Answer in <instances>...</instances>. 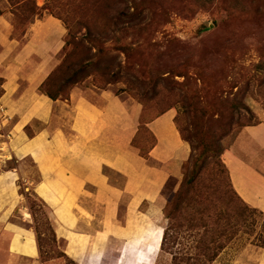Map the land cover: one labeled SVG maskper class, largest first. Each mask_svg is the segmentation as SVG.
Returning a JSON list of instances; mask_svg holds the SVG:
<instances>
[{"label": "crops", "instance_id": "0c3cea01", "mask_svg": "<svg viewBox=\"0 0 264 264\" xmlns=\"http://www.w3.org/2000/svg\"><path fill=\"white\" fill-rule=\"evenodd\" d=\"M65 36L61 22L47 16L31 24L20 38L9 15H0L4 264H15V258L41 264L21 183L50 210L62 253L75 263L106 264L114 253V264H127L124 257L137 262L140 253L151 259L154 251H146L145 244L133 253L126 251L141 244V229L161 227L167 185L174 182V192L178 190L190 147L175 125L173 109L143 128V107L111 92H100L96 103L75 90L68 100L52 101L42 94L40 87L61 61ZM142 129L153 138L146 157L133 146ZM222 160L237 196L264 215V120L243 128ZM27 163L36 178L26 170ZM143 237L153 244V237ZM249 252L241 264H264V249L254 247Z\"/></svg>", "mask_w": 264, "mask_h": 264}, {"label": "rangeland", "instance_id": "374dc122", "mask_svg": "<svg viewBox=\"0 0 264 264\" xmlns=\"http://www.w3.org/2000/svg\"><path fill=\"white\" fill-rule=\"evenodd\" d=\"M35 1L39 8L46 4V0ZM67 1L73 4L72 8H75L83 1L90 2L92 0ZM113 1L122 3L120 7L125 9L126 13L139 15L147 22L153 18L162 23L158 29H152L151 32L144 35L145 42H139L142 50L134 53L130 58V69L126 73V79L105 89L122 100L139 103L144 109L142 122H147L173 109L176 112L178 130L184 137L193 140L195 137H200L199 134L203 126L214 129L215 124L210 120V117L215 118L218 113L230 114L227 108L221 107L219 100L222 98L241 102V105L252 113L254 117L252 124L263 122L264 10L247 17L236 14L230 21L222 22L224 13L221 10L228 6V0H216L212 6L201 5L207 0ZM257 1L264 2V0ZM133 5L136 11L132 8ZM10 10L8 0H0V15H9L13 29L20 38L24 34L23 32L29 28L28 26L48 16L44 12L41 18L35 17L30 21V25L24 26L25 24L13 23L14 16ZM76 14H80L79 11L73 13V15ZM221 14L222 16H220ZM115 55L113 54V56ZM59 58L62 59V54ZM119 62L123 63V57H120ZM243 67L246 68L242 73L240 68ZM90 81L91 78L87 79L73 90L83 94L90 102L96 103L98 94L103 90L93 86ZM240 113L238 115H242L243 118L249 117L245 110L241 109ZM238 115L236 114V117ZM237 134L238 132L235 130L224 140V146L227 149L230 148ZM151 144V136L142 129L133 146L143 155L151 147ZM26 167L30 176L35 175L36 178L31 164L27 163ZM211 179H214L211 174L200 178L197 196L204 198L207 190H210L211 211L206 208L205 211L210 215L221 214L220 218L229 225L228 227L232 228L231 244L221 254L218 264H241L243 258L246 261L249 258V251L256 247L255 240L257 241L258 237L263 235L264 218L255 215L250 219L256 225L254 231L249 224L244 225L241 230L238 224L243 208L229 188L227 175L223 170L219 171L217 177L219 189H213L214 186L210 183ZM22 186L21 183L24 206L32 218L30 228L34 230L35 227L40 233L41 264H71L60 257L63 244L57 240L54 241L51 224H49V222L51 223L50 212L41 205L32 192L23 189ZM176 188L174 182L167 185L165 191V197L168 198L167 203L178 191L174 192ZM191 197L192 195L189 199ZM191 201L194 203L195 200L191 198ZM188 203L189 200H186L182 205V211L175 215L182 223L192 220L195 211L199 210V207L188 206ZM169 210L170 206L165 211L163 209V220L160 225L162 228L149 226L146 229H141L142 232L138 234L142 238L141 244L137 247H129L126 251L133 253L137 249H142L145 244L146 251H154L155 257L149 259L148 256H144L146 253H140L141 259L137 260L142 263L125 257L124 262L127 264L133 262L135 264H170L173 258L172 251L167 250L165 253L159 254L164 230L169 225L167 219ZM143 234L153 237V244L147 243ZM116 257L117 254L114 253L113 259L108 258L105 261L106 264H114ZM0 258L2 260L0 264H4L7 257L2 250ZM14 262L15 264H31V262L19 258H15ZM250 262L248 261L247 264H252Z\"/></svg>", "mask_w": 264, "mask_h": 264}, {"label": "trees", "instance_id": "16d2710c", "mask_svg": "<svg viewBox=\"0 0 264 264\" xmlns=\"http://www.w3.org/2000/svg\"><path fill=\"white\" fill-rule=\"evenodd\" d=\"M215 1L207 0L201 5L212 6ZM254 1L228 0V6L221 10L224 13L221 21H230L236 14L247 17L264 10V2ZM8 3L11 7L10 12L14 16L13 23L30 25L32 19L35 17L39 19L46 12L48 16L60 21L66 30L61 53L62 59L40 87L41 93L52 101L68 100L71 91L89 78L93 86L103 91L119 83L120 80L126 79V73L130 69V58L134 53L142 50L139 42H145L144 35L162 26L160 21L153 18L147 22L139 15L126 13L125 9L120 7L122 3L113 0L83 1L75 8H72L73 4L67 0H46V4L41 8L37 7L35 0H8ZM132 8L136 11L134 5ZM75 11H79L80 14L73 15ZM14 32L16 35L15 29ZM113 54L116 55L113 56ZM120 57H123V63L119 62ZM245 68H240L242 73ZM233 89H235L234 86ZM219 103L222 108H227L230 114L218 113L215 118L210 117L215 124L214 129L203 126L200 137H195L193 140L184 137L178 130L183 141L189 145L191 153L183 166V178L179 189L164 207L165 211L170 206L167 214L169 225L164 230L159 254L167 250L172 251L173 258L170 264H218L221 254L231 244L232 228L220 218L221 214L210 215L205 211V208L211 211L210 190H207L204 198L197 196L200 178L205 175H213L214 179L210 182L214 186L213 189H219L217 186L219 171L223 170L227 175L229 188L243 208L238 224L241 230L244 225L249 224L254 231L256 225L250 219L255 215L264 218L262 213L248 207L237 196L231 186L228 170L222 162V156L228 150L224 146V140L235 130L239 133L243 128L257 124L251 123L254 117L249 109L241 105V102L222 98ZM241 109L248 112V118L238 115L241 114ZM145 123L141 120L143 128ZM143 156L146 157V154ZM28 191L32 192L41 205L50 212L45 203L32 190ZM190 195L196 203L195 201L193 203L191 198L189 199ZM186 200H189L188 206L199 207V210L195 211L192 220L182 223L175 215L182 211V205ZM50 227L54 241H56L52 224ZM262 230L263 235L258 237L257 241L255 240V246L260 249H264V225H262ZM34 231L42 258L40 233L35 227ZM60 257L71 264H77L63 253Z\"/></svg>", "mask_w": 264, "mask_h": 264}, {"label": "bare ground", "instance_id": "6f19581e", "mask_svg": "<svg viewBox=\"0 0 264 264\" xmlns=\"http://www.w3.org/2000/svg\"><path fill=\"white\" fill-rule=\"evenodd\" d=\"M157 254V252L155 253V255ZM155 257V256H154Z\"/></svg>", "mask_w": 264, "mask_h": 264}]
</instances>
